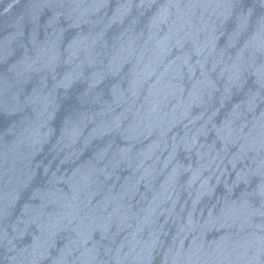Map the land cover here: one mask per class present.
Listing matches in <instances>:
<instances>
[{"label":"water","instance_id":"water-1","mask_svg":"<svg viewBox=\"0 0 264 264\" xmlns=\"http://www.w3.org/2000/svg\"><path fill=\"white\" fill-rule=\"evenodd\" d=\"M0 264H264V0H0Z\"/></svg>","mask_w":264,"mask_h":264}]
</instances>
